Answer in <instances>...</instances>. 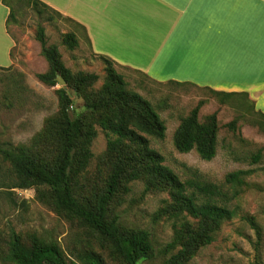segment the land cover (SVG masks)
Returning a JSON list of instances; mask_svg holds the SVG:
<instances>
[{"label": "trees", "instance_id": "16d2710c", "mask_svg": "<svg viewBox=\"0 0 264 264\" xmlns=\"http://www.w3.org/2000/svg\"><path fill=\"white\" fill-rule=\"evenodd\" d=\"M21 1L25 0H3L10 9L8 23L17 20L16 7ZM26 2L41 16L49 11L71 21L41 0ZM48 19L53 20L52 16ZM35 38L48 64L47 70L38 73L37 78L48 86H56L55 78L59 73L66 80L67 88L56 89L58 110L46 118L42 130L29 144L0 142L1 159L11 167V179L0 173V188L10 191L36 189L40 202L83 226L121 264H151L157 253L151 232L123 224L116 207L136 182L144 184L145 192H167L169 199L164 200L156 213V218L167 216L174 220L172 239L160 251L165 255L173 254L163 264H189L202 248L216 239L222 225L236 216L237 211L229 203L240 195L247 185L245 176L254 170L227 174L225 184L233 186L231 195L225 184L210 181L197 169L188 167V177L182 179L165 163V157L151 146V137L164 139L167 131L158 108L129 87L111 58L98 55L105 64V77L103 84L96 88L99 74L72 70L59 46L49 43L42 23L37 25ZM62 41L71 50L80 45L73 31L64 33ZM160 83L186 85L190 82L169 80ZM209 89L222 102L237 95H248L247 92ZM77 98L83 102L80 111L73 110ZM203 104L200 100L181 119L173 141L179 152L196 150L201 158L211 160L217 155L220 124L217 112L207 115L203 121L199 119ZM257 112L261 119L256 124L264 131V113L258 109ZM237 122L233 119L226 127L236 132ZM97 126L107 136L106 150L98 159L109 171L105 181L94 188L89 167L95 156L92 145L98 135ZM260 158L261 150L253 155V162ZM246 219L260 234L255 218L247 216ZM79 249L75 248L72 254L82 264H105L94 248ZM67 259L65 251L54 239H45L36 232L23 234L14 229L7 236L0 232V260L4 264H68Z\"/></svg>", "mask_w": 264, "mask_h": 264}, {"label": "rangeland", "instance_id": "374dc122", "mask_svg": "<svg viewBox=\"0 0 264 264\" xmlns=\"http://www.w3.org/2000/svg\"><path fill=\"white\" fill-rule=\"evenodd\" d=\"M17 5V20L9 23V30L16 40L15 64L9 69L0 70V142L29 144L32 137L42 130L46 118L57 112L56 89L60 87L59 84L48 86L37 78L38 73L48 68L46 59L41 55L40 43L35 38L37 25L43 24L49 43L59 46L72 70L99 74L96 88L104 82L105 64L91 51L85 39L75 50L63 44V34L73 31L70 21L49 11L41 16L26 0ZM1 10L0 16L9 13L6 5ZM48 16H52L53 20H49ZM117 69L124 74L131 89L150 99L158 108L167 131L164 139L151 137V146L165 157V163L182 179L188 177V167L199 170L207 179L219 184H225L226 176L231 172L254 170L245 176L247 185L240 195L229 203L237 211L236 216L222 225L216 239L202 248L189 264H264V131L256 124L261 118L250 94L247 91H229L247 92L248 95H237L222 102L210 87L194 83L163 84L136 70ZM200 100L204 104L199 119L203 121L207 115L217 112L220 124L217 155L211 160L201 158L196 150L179 152L173 141L181 119ZM82 104V100L77 98L73 110L80 111ZM233 119L238 121L236 132L226 127ZM97 129L98 135L92 145L95 156L89 167L90 182L94 188L105 181L109 171L107 165L98 159L106 150L107 136L101 127L97 126ZM260 150L261 158L255 163L253 155ZM53 151L54 148L51 153ZM10 168L0 156V173L6 179H11ZM225 187L231 195L233 186L225 184ZM123 198L116 207L121 222L129 227L148 229L157 253L151 264H163L173 254L165 255L160 251L172 239L174 220L167 216L156 218V213L164 205V200L169 199V194L145 192L144 184L136 182ZM247 216L255 218L260 234L246 219ZM11 229L23 234L36 232L45 239L56 240L65 251L68 264H82L72 254L75 248H94L104 258L105 264H121L83 226L58 215L50 206L40 202L34 188L11 191L0 188V232L7 236ZM0 264L4 263L0 260Z\"/></svg>", "mask_w": 264, "mask_h": 264}, {"label": "crops", "instance_id": "0c3cea01", "mask_svg": "<svg viewBox=\"0 0 264 264\" xmlns=\"http://www.w3.org/2000/svg\"><path fill=\"white\" fill-rule=\"evenodd\" d=\"M41 1L70 18L79 40L117 68L158 82L247 91L264 113V0ZM4 5L0 0V12ZM8 15L0 16L5 68L16 60Z\"/></svg>", "mask_w": 264, "mask_h": 264}, {"label": "water", "instance_id": "95a60500", "mask_svg": "<svg viewBox=\"0 0 264 264\" xmlns=\"http://www.w3.org/2000/svg\"><path fill=\"white\" fill-rule=\"evenodd\" d=\"M55 80L58 82L60 87L67 88V82L61 74L58 73Z\"/></svg>", "mask_w": 264, "mask_h": 264}]
</instances>
